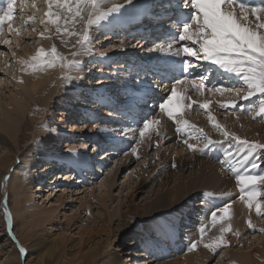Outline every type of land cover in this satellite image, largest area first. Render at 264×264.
I'll return each mask as SVG.
<instances>
[{
  "label": "bare ground",
  "instance_id": "1",
  "mask_svg": "<svg viewBox=\"0 0 264 264\" xmlns=\"http://www.w3.org/2000/svg\"><path fill=\"white\" fill-rule=\"evenodd\" d=\"M118 1L119 0H116V2ZM154 1H155V4H154ZM150 2L154 4V9L158 10L157 9L158 1L150 0ZM170 14L169 16H172L174 13L171 11ZM147 19L148 17L136 19L134 16H126L120 22L121 23L120 26L122 28L119 27L118 29H115L117 32V35H119L117 38L128 40V41H123L124 43H126V46L123 47V51H126L127 53L130 52V55H126L125 52H123L125 57L123 56L122 58L125 59V61H127V58H130V57L134 58L135 55H138V53L134 51V48L136 46H138L137 51L138 52L143 51L142 52L143 54H151L153 52V51H148L149 48L146 50V47L142 43L134 44V40H133L134 38L133 39L130 38L131 36H129V33H128L134 29L133 27L135 25H138L139 23L144 22V20H147ZM153 23L157 24L159 27L167 26L169 28L171 25V20H168V23H163V22L162 23L153 22ZM49 27L52 28V36L54 37L53 39H55L56 43L55 45H53L54 43L51 44L50 42H48V39L46 37L42 38L45 51L47 48L49 49L53 45L57 48V51L60 54L63 53L65 57H67L68 59H71L72 58L71 52L76 51L77 47L79 46L77 45V47H72V45L75 44V41L78 37H75V36L61 37L56 34L54 35L55 33L54 26H49ZM76 27L77 29H79L80 25L78 24ZM113 27H116V25H114ZM119 33L121 34V37ZM107 38L106 36L101 38V42L104 43V41L108 40ZM62 40L67 41V44L63 43ZM8 47H10L9 50L8 49H5V50H8L9 52L1 51L5 53L4 56H0V71L1 73H3L2 75L8 72V69L6 68L9 66L8 65L9 58L10 60H13L12 55L13 53H15L12 46H8ZM2 48L4 49V46L3 47L0 46V50ZM130 48H133V49H130ZM34 49H35L34 53L29 52V50H24L22 53H20V55L15 54L16 55L15 57L17 60L22 57L30 58L34 54H36V52L40 49V47L36 46ZM114 51L115 52L118 51V48L116 46L110 47V48H104L103 50H99V52H101L102 54L110 53ZM84 58H89L88 61L90 62V66H91L90 70L92 71L91 73L89 72L86 73V72H81V71L69 73V70L67 68L62 69L61 67L56 66V69L52 68L51 70H48L46 74L38 73L39 74L38 75L34 73L33 75H31V77L30 75L28 77L25 76L27 72L26 71L24 72L21 70L24 73L23 74L20 71L22 73L21 79L23 82L22 83L20 82L21 83L20 86L22 87V89L18 91L9 89L10 88L9 85L12 82L10 83L7 82L5 88L3 89L5 92L3 93L0 92V151L2 150L5 152V155L1 156L2 159H0V173H3L4 169H6L7 167L12 166L11 162L13 161V159H18L20 157L19 156L20 154V149H19L20 141L19 140H20L21 132L23 131V125H24L23 122L26 119L27 115H30L32 113L31 111L34 107H36L35 104H38L37 103L38 100H41L43 106H46L47 112L45 115L44 122L47 125H49L48 123H51V125L53 126L55 125L56 128L50 129V126L40 125L41 126L40 127L38 125L39 127L36 129L37 135L35 134V138H34V141H35L34 144L37 145V148L35 149L37 151L42 150V151H47V152L51 150L53 152H56L55 154L60 153V151L63 150L61 149V146H62L61 144H63L64 135H66L67 133L66 127L69 126L66 124L67 123L66 120L68 119V113L66 112L67 111L66 109L68 108L67 107L68 104H66V102L68 99H71L72 95H77V93L79 92V89H78L79 87L77 88L76 86V84L78 83L65 84L61 82L62 80L61 77L63 75H65L66 73L70 75L72 74V75H76V79L78 78L79 80H81L80 78H85L84 80H86V78H90V76H93L95 72L98 71L99 76L97 77L96 75L97 83L95 84L97 88L99 89V91H97L98 96H95L94 93H92V97H91V100L96 101L97 103L98 101L100 102L99 99L103 97V94H102L103 90L101 88H104L106 90V87L112 88L115 85L114 83H110L111 82L110 80L111 71H109L106 66H103L97 63L93 57L91 56L89 57L87 54L77 57V59H79L80 62H83ZM128 70H132V69L128 68ZM124 71H125V67H124ZM126 71L125 73H128ZM62 73L64 74L61 75ZM130 74L132 75L125 77L129 82H131L130 79L134 80V78L137 76L140 78V81L138 82H143V83L148 82L147 79L139 75L141 73L137 69H134L132 73L130 72ZM207 77H208L207 78V82H208L209 80H211L210 79L211 77L210 76H207ZM6 78L7 77L0 79V85H3L5 83L4 80ZM122 78L123 77H120L121 81L119 82V85L118 84L116 85V86H119L120 88L126 87L127 85L126 81H122ZM87 84H89V82H87ZM134 85L135 83L129 85L128 87L133 88ZM119 87H116V89ZM120 88L117 90L116 94H112V95L107 94V93L104 94V101L106 105L105 106L103 105L102 107L103 109L106 110V106L110 101V100H107L108 98L106 97V95L107 96L111 95L112 96L111 98H115V100L117 101L121 99V98H118L119 96L118 93H119ZM180 88L185 89L186 94L190 96L191 99L194 101H195V97L199 96V93L194 95V93L196 92L192 90L190 86L182 85L178 87V90ZM26 90L29 91L27 95H25ZM58 91L62 92L60 93L62 94L63 97L62 99L57 100L56 95H58ZM8 93L10 95H8ZM206 94L207 93L204 91L203 95H206ZM54 98H55L56 103L54 101ZM237 99H238L237 97L229 93H224V94H221L218 92L215 94L211 93L209 97H206L205 101L203 102L205 103L207 101L209 103V108L205 110V112L207 113L210 112L216 118H219V115L222 114V112L226 110V108H221L220 105L221 104L230 105L233 101L236 102ZM124 100L127 101L126 103H129L128 102L129 100L127 99H124ZM239 100H242V99H239ZM250 101H252V98ZM243 102H248V101L244 100ZM81 103L77 104L76 109L78 107L79 108L84 107V105ZM195 104L199 105L202 103H198L196 101ZM201 110H204V109H201ZM189 111L193 113L194 107L189 109ZM195 112H198V111L196 110ZM229 115H230V119H232L234 116L232 112ZM162 117L164 118V121L166 122V126L164 130H162L163 128L162 124L160 126H157L161 133L160 137H156L155 132L150 130V132L146 134V137L152 136L151 138L152 142L150 144L149 141L146 139L145 146L144 144L140 146V148L138 149V154L140 153L144 154L145 148L146 150H148V152L154 149L153 145L155 144L157 139H159L160 146H164L166 144H169L170 146L171 144L176 145V144H179L180 141L182 140L181 136H177L174 133V129L176 128V125L172 121H170L166 115L159 116L158 118L163 119ZM250 119L251 120L248 121V123L247 121L243 122L244 123L243 126L245 127L243 132L241 131L243 136L245 137V139L249 141L264 142V121H261L260 117H256V121L259 120V122L261 123V125H259L254 122V119L252 118V116ZM106 121H109V120L106 119ZM204 123H207V122L204 121ZM82 127L74 126V125L70 126L71 130L69 131L67 135L70 136L69 139L71 141H69L65 145V149L67 151L69 149H75L77 153L82 152L85 154H90L87 150V145L89 143L87 142L86 139L84 140V139L78 138L77 141L74 139V136L76 135L75 133L85 130L83 129L84 127L83 128ZM181 128L183 129V127ZM198 129L199 128L197 127V130ZM1 131H3V133H1ZM131 137L132 136L129 135L128 137L129 139L125 141H131L132 139ZM92 138L98 142L100 141L97 134L94 132L92 134ZM119 139L116 141L110 142L109 144L110 147H108V150H105V151L103 150L105 153H108V152L110 153L109 157L111 159L110 158L107 159L106 156H103L104 153H102V155L100 154L97 155L96 160H98L99 163L104 162V161H107L108 163V161H112L113 158L115 159L117 158L115 156L116 154L110 151H111L112 146L114 147L113 149L114 152L117 150L118 145L121 143ZM219 140H221V138ZM192 142L193 141H191V143ZM216 146H219V145H216ZM233 146L235 147V145ZM102 147L104 146L102 145L99 148H102ZM234 147L232 148L233 152H235ZM199 148L202 149L203 151H199V150L197 152L191 151V154L189 155V157L181 154V152L184 150H180V151L177 150L178 152L176 153H180V155H176V157L174 158L166 157V159L163 160L162 162L160 161L158 164H153L152 167L150 168V172L147 178L138 177V181H137L138 185L135 188H131L132 189L131 192H129V194L127 193L126 197L124 198V201L120 204V209H119L120 211H119V214L117 215V221H116L117 224L116 222L113 223V225L116 226L117 229H115L114 226L112 225V222L116 218V215L108 211L107 204H106L110 198L109 193H110V189L113 186L114 179L110 183L109 181L111 180V178L108 179V176H107L105 183L107 182L106 185L108 184L109 185L106 186L105 190L103 192H100L99 195L97 196L101 203V207L103 208L102 210L103 212H99L97 214L94 213L91 210V201H89L85 204L86 210L84 212H86L89 215V218L86 219L85 222L83 221L84 218L80 217L82 212L78 216H73L70 218H68L67 216L63 217L64 222L66 224L65 225L66 229H64L66 233L71 231L73 227H77L78 223L81 224L80 226L74 229L75 231H78L76 233V236L79 242V244L73 246L75 251L68 250V246H66L68 239L65 238L66 236H64L63 233L62 234L60 233L57 237H54L51 240L52 242L49 244L42 243V245L41 244L32 245L29 242V240H31L34 236L32 235L34 233V230H32L31 233L28 236H24V238H22V241H21L23 244L26 245L25 247H27V250L29 253L28 263L29 264H46V262L49 263V262H53L54 260L59 259V261H61V263L63 264H128V261L132 262L130 264H145L146 263L144 262L145 260H140V262L139 261L135 262V260L134 261L130 260L131 256H134L135 259H140V258H143L144 256V254L142 253L146 251L148 252L152 251L150 248V246L152 247L151 241L144 237L136 236L138 235V233L133 232L135 230V227H138L137 224L135 223L139 221L140 218L141 219L150 218V217L156 216L157 214L166 212L168 211V209H175L179 203L182 204L184 199L190 198V196L195 195L196 192L205 191L204 189L206 188H207L206 189L207 193L211 192L212 195L215 193L216 195L215 194L214 195L216 197H219V195L221 193H224L226 189H228L230 186L231 181L229 179H233V176L235 175V173L228 170V165L234 164V161H232L231 159H229V157L225 155V152L227 150L224 152V157H225L224 163L223 164L221 163L222 165L219 164V168H218L215 164H212L211 162L209 163L210 159H205L201 155L202 152L209 151V148L204 149V142L201 145H199ZM213 149H216V148H213ZM95 150L98 151V148H95ZM211 152H214L217 155L220 154V151L214 150ZM34 154H37L36 159L38 160L42 159V157L39 155L40 154L39 151L38 153H34ZM129 155H126L125 157H123L122 161H119L116 163L117 166L119 164L120 166L116 167V169L114 170L115 173H117L118 169L124 171L130 168V165L136 160V156L132 155V157L129 158ZM156 157L157 159L160 160V154H157ZM44 158L48 162H46V164H44L43 166H39V161L36 159H35L36 161L33 160V162H30L27 160L25 161L28 164V166H31L29 168L30 170H32V173L39 175L37 180L41 182H39L40 184H38L35 188H33V190L35 191L30 190L31 189L30 187L34 186L33 182L27 183V184H23V183L20 184L19 175L16 174L14 176V178L16 179L18 178V180H16V182L13 183V186L17 188V193H15V197L19 199L18 207H20L21 209V205H22L24 209V211L20 213L19 210L14 208V211H15L14 214H16V218L21 217V218H24V220L28 221V223H32L33 225L32 229L38 228L41 225L47 226L48 229L51 227L52 229L53 224H51L50 222H52L53 218L56 215L55 211L60 208L61 206L60 203L62 204L63 203L62 201L65 199L63 195L58 197L57 202L59 206H56V210L43 209L39 207L41 198H38L37 194H42L43 192L46 193L48 191V189L46 190V186L48 187L53 184L55 185L57 184V181H58V176L55 177V174L57 173L53 175L55 169L54 167L53 168L51 167L54 161L53 159L54 157L44 156ZM88 159L90 160L91 157H88ZM262 161L263 160L260 161L261 164L263 163ZM67 162L68 161H64L63 159H60L58 161V164L62 165L63 167L65 165L67 166L71 165V167L73 166L74 171L72 170V172H74V174L77 171H79V169L81 170V166L76 158H73L68 163ZM93 162L94 161H92L91 163L89 162L90 164L87 165V169L90 168V170L88 171L89 173H91L92 170L94 171L96 169L94 166L95 162L94 163ZM174 163L177 165L176 167H172ZM65 168L66 166L63 168L64 169L63 171H60L58 169L57 172L62 173V172H65V170L67 171V169ZM103 168H100V171L104 170ZM97 173L98 172H96V174L92 173V176L94 175L96 176ZM226 173H228L229 175L227 178L225 176ZM74 174H72L73 177H74ZM72 175L69 178H67L69 180L67 179L66 180L71 182V180H73L71 179ZM42 176L48 177L46 181H48L49 183L46 184ZM147 179H150V180L147 181ZM149 186H152V188L149 191L145 192L144 190L148 188ZM95 188L98 189V186ZM95 188L92 189L91 192L93 194V197L97 199V197L94 195L95 191H97V189ZM254 190L259 191L258 186ZM142 192L146 193L147 196L141 200L140 202L141 205L139 203L137 206L136 201H137V197H139L138 194ZM42 197L44 198L45 196L43 195ZM196 197L197 195L194 196V198ZM48 199H51V198L48 197ZM221 200L223 199L221 198ZM197 201L199 204L204 200H201V198H199V200ZM45 202L46 201L43 200L42 205H45ZM34 203H37V204L35 205ZM196 206H203V205H196ZM140 209L143 211V215L141 214L138 215ZM80 210L81 208H78V211ZM197 211H199V209L197 210L196 208L189 209V211L184 215V217L181 218V221L182 220L184 221L192 220L193 221L195 218H192L191 215H193L194 213H197ZM229 213L230 215L228 219L224 221H218L214 227L212 226V223L210 222V227L206 228V235L204 237L205 241H211L213 237L219 236L221 227H227L230 224L232 231L226 232V233H229L232 236H234L233 241H232L234 243L236 239L239 238L240 240L242 230L249 228L248 226L249 219L251 220L252 224H254L253 221L257 219V216H258L255 211V206H253V208L250 210L248 209L246 203L239 199L231 204ZM217 215L219 217L222 215V213H217ZM204 219L202 221H204ZM207 219L211 220V217H208ZM82 221L83 223H81ZM259 224L256 226V228L260 226ZM165 225H163L161 236L164 239L165 243L169 244L168 246H170V248L172 249V252H173V249H176L174 251L176 252L178 251V245H179L178 242L180 240L176 236V233L171 239L166 237V233L169 229V225L168 226L167 225L165 226ZM193 225H194V222H192V224L188 223V225L184 227V233L182 235H181L182 232L180 233L182 242H185L187 240L183 238L184 236L187 237L186 233L192 232L190 229H192L194 232L195 227ZM226 233H224V235H226ZM236 233H239L240 235H237ZM125 234L126 235L131 234L130 237H133V236L135 238L137 237L136 238L137 240L127 241L128 239L125 238ZM5 236H6V233H5ZM257 237L258 238L255 241V245L257 244V246L256 247L254 246L251 251H247V250L240 251L239 250L238 252H235L233 255L231 256L229 255L230 257L226 260L224 258L226 257V255L229 254L228 251L227 253H224L218 259L214 257L216 254L215 252L218 249L222 247H226V246L214 247L212 250H209V249H205L203 247V244L201 243L199 244L197 250H194L190 254L184 255L182 258H180L181 254L177 255L178 258L175 259V261L170 262V264H213V262H215L216 259L217 260L215 264H264V236H261L259 234V236ZM122 238L125 239V240L123 239L125 242L123 246L125 247L121 250L117 249L118 252L116 253V251H114L113 246L116 245L120 240H122ZM187 238H191V237L188 236ZM192 239L187 240V241H192ZM133 247L135 248L138 247V249H135L137 250L136 254L130 253V249ZM148 248L150 249L147 250ZM67 252H69V254L67 255H72L71 260H67L66 257L64 256ZM227 260H230V261L227 262ZM9 263H11V260L7 261V264Z\"/></svg>",
  "mask_w": 264,
  "mask_h": 264
},
{
  "label": "rangeland",
  "instance_id": "2",
  "mask_svg": "<svg viewBox=\"0 0 264 264\" xmlns=\"http://www.w3.org/2000/svg\"><path fill=\"white\" fill-rule=\"evenodd\" d=\"M32 2H33V0H18L16 9L18 11L19 16H22L24 20H27L28 17L35 15L36 21L29 23L27 25L26 31L22 30L21 35L19 36L20 38L16 37V35H14V34L9 36L6 33L5 37H3V38L11 39L12 43H11V45H3V44L0 45L2 47L4 46V49L2 48L0 50V52L1 51L9 52L8 50L10 47H8V46H12L15 54H17V55L18 54L20 55V53H22L24 50H29V52L34 53V51H35L34 48L36 46H39L40 48H44L42 37H40L39 32L43 31L45 26L43 24L39 23V21L44 18L45 12L47 11L46 0H35V3H36L35 9H33L31 7ZM22 4H23V7H21ZM14 26L20 27L19 21H17L14 24ZM119 27L122 28L120 25H116V27L111 26L108 28L93 26V28L90 30V35L92 38V43H91L92 52L88 53L87 55L89 57L90 56L93 57L97 63H99L103 66H106L107 69L109 71H111V75H110L111 82L110 83H114L115 85L112 88L106 87V90L104 88H101L103 90V92H102L103 97L100 98L99 99L100 102L98 101V103H97L96 101L91 100V97H92V93H94L95 96H98L97 91H99V89L95 85L97 83V81H96L97 77L99 76L98 71H96L94 75L92 74L93 76H90V78L92 77L91 79L86 78V80H84L85 78H80L81 80H79L78 78L76 79V75L71 74L73 79L71 82H69L67 84L78 83V84H76V86H77V88L79 87L78 88L79 92L77 93V95H72L71 99H68L66 102V104H68L67 107L69 109L67 108L66 109L67 111L66 110H64V111H66L68 113V119L66 120V122H67L66 124L69 126L66 127L67 133H66V135H64L63 144H61L62 145L61 149H63V150H61L60 153H57L59 155L55 154L56 152H53L51 150L49 152L38 150L40 153L39 155L42 157V159L38 160V159H36L37 154H34V153H38V151L35 149V148H37V145L34 144L35 134L37 135L36 129L40 125L50 126V129L56 128L55 125L53 126V125H51V123H48L49 125H47L44 122L45 121V115H46L47 111H46V106H43L41 100L37 101L38 104H35L36 107H34L32 109V111H31L32 113L30 115H27L26 119L24 120L23 131L21 132L20 140H19L20 141V146H19V149H20L19 156L20 157L18 159H13V161L11 162L12 166L7 167L6 169H4L3 173H0V241H2V243H0V264H7L8 260H11V263H9V264H24L25 257L19 255L18 245H23L24 247L26 246L25 244H23L21 242L22 238H24V236H28L32 230H34V233H35V234L34 233L32 234V235H34L33 238L31 240H29L30 244H32V245H34V244H41L42 245V243L49 244L52 242L51 240L54 237H57L60 233L61 234L63 233L64 236H66L65 238L68 239L67 240L68 242L66 243L67 244L66 246H68V250L69 251L70 250L75 251L73 246L79 244V242H78V240H77L78 238L76 236V233L78 231H75L74 229L77 228L78 226H80L81 224L78 223L77 227H73L71 229V231L66 233V231L64 230V229H66V227H65L66 224L64 222L63 217L67 216L68 218H70L73 216H78L82 212L80 217L84 218L83 221L85 222V220L89 218V215L86 212H84L86 210L85 204L89 201H91V210L94 213L97 214L99 212H103L102 211L103 208L101 207V203H100L99 198L97 196L99 195L100 192H103L105 190L106 186L109 185V184L106 185L107 182L105 183L107 176H108V179L111 178V180L109 181L110 183L114 179L113 180V186L110 189V193H109L110 198L106 203L108 211L110 213H113L114 215H116V218L112 222V225H113V223L117 221V215L119 214V211H120L119 210L120 204L124 201V198L126 197L127 193L129 194V192H131V190H132L131 188H135L138 185V182H137L138 177L147 178L149 175V172H150V168L152 167L153 164H158L160 161L162 162L163 160L166 159V157L174 158V157H176V155H180V153H176V152H178L177 150H179V151L184 150L181 152V154H183L184 156L189 157V155L191 154V150H189L187 148V146L185 144H183V142H182V140L185 137L180 141L179 144H176V145L171 144V146L169 144H166L164 146H160L158 151L155 148L152 149L150 151L151 153L148 152V150H146V148L144 147L145 146V142H144L143 147L145 148V150H144L145 155L143 153H142L143 155L140 153L139 155L141 158L139 160L136 159L130 165V168L126 169L124 171L118 169L117 173H115L114 170L116 169V167L120 166V164L117 166L116 163L119 161H122L123 157H125L126 155H123L121 158H117L116 160L114 159L115 161L114 160L108 161V163L105 164V166L103 164L102 166L104 167L103 168L104 170L97 173L96 176L95 175L92 176V173L88 172L89 168L87 169V166L86 167L81 166V170L79 169V171L76 172L75 174H74V172H72V170L74 171V168H73V166L71 167V165L67 166L68 169L65 173L64 172H62V173L57 172L58 169L60 171L64 170V169L61 170L59 167L60 164H58V161L60 159H63L64 161L69 162L73 158H76V159H79L80 161L87 160L88 164H90L92 161H94L95 157H97L98 154L102 155L101 152H103V150L101 149V152H99L100 151L99 147L101 145L104 146L106 144V146H107V144H108V146H109V144H110V142H112V140H115V141L118 140V138L116 137V132L119 131L120 128L119 129H113L112 125L107 124L110 122V121H106V119L109 117H108L107 113H104L105 109H103L102 107H103V105L104 106L106 105V103L104 101V94H106V93L111 94V95L116 94L117 90L120 88L119 86H116L117 84L119 85V82L121 81L120 77H124V76L127 77L129 75H132V74H130V72L131 73L133 72V70L127 69L128 73H125L124 66H122L121 63H117L121 59L125 60L122 58L123 56L125 57L123 52H125L126 55H130V52L127 53L126 51H123V47L126 46V43H124L123 41H128V40L127 39L123 40L122 38H117V35H116L117 32L115 29H118ZM32 28H35L36 31H34V32L31 31ZM48 34L49 33H46L45 37H47ZM54 35H55V33H54ZM105 36H106V38L108 37L107 38L108 40L104 41V43H102L101 38H103ZM53 38L54 37L52 36V33H51V38L50 39L47 38V39H48V42H50L51 44L54 43L53 45H55L56 41ZM33 41H36V42L34 43ZM17 45H19V46L17 47ZM53 45H52V47H53ZM114 46H116L118 48V51L105 53V54H102L101 52H99V50H103L104 48H110V47H114ZM52 47H50L49 49L47 48L46 51L47 50L50 51ZM78 47H77V49H78ZM5 49H8V50H5ZM130 49H133V48H130ZM137 50H138V46H136L134 48V51H136L139 55L140 52H138ZM61 54L64 56L63 53H61ZM15 56L12 55L13 60H10V58H9V63H8L9 66L6 68V69H8V72L6 74L2 75L3 73H1V71H0V74H1L0 79L7 77L4 80L5 83L3 85H0V92H2V93L5 92L3 89L5 88L7 82H9V83L12 82L9 85V87H10L9 89H11V90L18 91V90L22 89V87L20 86V84H21L20 81H22L21 75L23 73L21 71L22 65L17 63V61L19 59L17 60ZM22 58L29 59L28 57H22ZM88 59L89 58H84L83 62H81L82 67L84 69L81 72H86V73L92 72L90 70L91 66H90V62L88 61ZM51 69L52 68H49L46 71L41 70V71H36V72H32L31 70H29V71H26L27 75L25 74V76L28 77L30 75V77H31V75H33L34 73L46 74L47 71L51 70ZM54 69H56V67ZM63 74L64 73H62L61 75H63ZM96 75H97V77H96ZM138 81H140V80H138ZM61 82L65 83V81L63 79L61 80ZM87 82H89V84H87ZM86 84H87V86H86ZM116 87H119V88L116 89ZM28 92L29 91L26 90L25 95H27ZM60 92L61 91H58V95H56L57 100L62 99V97H63L61 94L62 92L61 93ZM196 94H198V93H196ZM210 94H211V92L207 91L206 95L196 96L195 101H197L198 103H203L205 101L206 97H209ZM8 95H10V94L8 93ZM8 95H6V96H8ZM111 95H108V96L106 95V97L108 98L107 100H113V99L115 100V98H111L112 97ZM7 101H9V100H7ZM54 101H55V98H54ZM240 101L243 102L244 100H240ZM94 102H96V103H94ZM236 102H239V98L237 99ZM55 103H56V101H55ZM80 103L83 104L84 107H82V108L78 107L76 109L77 104H80ZM101 103H102V105H101ZM193 107H194L193 113H191V111H189V110H186L184 112V116H183V119L187 120L188 122L192 123V125L195 126V127L188 129L189 133H191V135L193 137L189 141V143H191V141H193L192 143L201 145L204 142V141H202L203 138L197 139V137L201 135L198 131L199 129H203L204 133L208 137H210L213 141L214 140L217 141L220 138H221V140H225V138L221 135L220 130H218L214 127L215 123H219L223 129H226L230 133L237 135V136L241 137L242 139H245V137L242 134L243 130L245 129V127L243 126L244 125L243 122L247 121V123H248V121L251 120L250 119L251 116H249L248 114L237 113V114H234L232 119H230V115H229V114H231V111H230V113L229 112H222V114L219 115V118H216L210 112L207 113V112H205V110H201V108L197 104H193L192 108ZM196 110L198 112H195ZM209 114L211 116L215 117V119L211 120L209 118ZM79 116H80V118H79ZM204 121H206L207 123H204ZM254 122L261 125L259 120L256 121V119H254ZM161 124L163 125L162 130H164L165 126H166V122L164 121V118L161 119ZM72 125L84 127V128L83 127L82 128L85 130L75 133L76 135L74 136V139L76 141L78 140V138L84 139V140L86 139L87 142L89 143L87 145V150L90 154H85V153L79 152L80 155H79V157H77L65 149V145L69 141H71L69 139L70 136L67 134L71 130L70 126H72ZM248 125H250V124H248ZM197 127L199 128L198 130H197ZM93 132L97 134L98 138L100 139L99 142L92 138ZM1 133H3V131H1ZM175 134L177 136L179 135L176 132H175ZM128 137L127 138L121 137L119 139L121 141V143L119 145H121L122 142H124L125 140L129 139ZM222 137H223V139H222ZM131 138H132L131 141H133L135 139L134 137H131ZM151 138H152V136H151ZM92 140H93V142H92ZM107 141H108V143H107ZM225 142L227 143L226 140H225ZM95 144H97V145H95ZM115 147H117V146H115ZM215 147H216V145L212 146L210 148V150H213V148H215ZM95 148H98V151H96ZM112 148L114 149L113 146L111 147V149ZM216 150H218V151L221 150L223 152V153L221 152L222 156H223L224 152L227 149H225L223 146L219 145L216 147ZM113 153L115 154V152H113ZM157 154H160V160L157 159V157H156ZM3 155H5V152L1 150L0 151V159H2L1 156H3ZM44 156L54 157L53 158L54 161H53L51 167L52 168L54 167L55 170H54L53 175L55 173H57V174H55V177L58 176V181H57V184H55V185L53 184V185L48 186V187L46 186V190L48 189V191L46 193L43 192L42 194H37L38 198H41V200H40L41 202H40L39 207H41L43 209H51V210L54 209V210H56V206H59L58 202H57L58 197L63 195V197L65 199L62 201L63 202L62 204L60 203V205H61L60 208L55 211L56 215L53 218L52 222H50L51 224H53L52 229H51V227L48 229V227L44 226V225H41L38 228L32 229V226H33L32 223H28V221L24 220V218H21V217L16 218V214H14V212H15L14 208L19 210L20 213H22L24 211L22 205H21V209H20V207H18L19 199L15 197V193H17V188H15L13 186V183H15L16 180H18V178L16 179V178H14V176L16 174L19 175L20 184H22V183L27 184V183L33 182L34 186H31L30 190L35 191V190H33V188H35L38 184H40L39 182H41V181L37 180L39 175L32 173V170H30V168H29L31 166H28V164L25 161L27 160V161L33 162V160L36 159L39 161V166H43L44 164H46V162H48L44 158ZM88 157H91V159L89 160ZM131 157H132V154L129 155V158H131ZM221 160L224 161L225 157L224 158L222 157ZM102 161H104V160H102ZM95 162H99V161L95 160ZM210 162L212 164H215L218 168H219V164H221L220 162L215 163V162L209 160V163ZM262 162L264 163V160ZM258 163L261 165V167L259 169L253 170V172L258 171L261 174H264L263 163L261 164L260 161H258ZM96 165L99 166L100 164H96ZM78 168H79V166H78ZM68 170H70V171H68ZM98 170L100 171V168ZM72 174H74V177ZM76 174H77V176H76ZM71 175H72L71 179H73V180H71V182H69V181H67V180H69L67 178H69ZM225 176L227 178L229 176L228 173H226ZM5 177H8V179H5ZM42 178L45 180L46 184L49 183L48 181H46V179L48 177L42 176ZM149 180L150 179H147V181H149ZM229 180L231 181L230 186L228 189H226V191L224 193H221L219 195L220 198L216 197L215 193H214L215 195L214 194L212 195L211 192H208L211 194V196L208 195L210 198L208 196L203 195L204 193H207V190H206L207 188H206V189H204L206 192L205 191L196 192V194L190 196V198L184 199L182 204L179 203L175 209H168V211L157 214L156 216H153L150 218H144V219L140 218V220L135 223V224H137L138 227H135V230L133 232L138 233V235H136V236L144 237V238L150 240L153 248L150 246L152 251H150V252L146 251V252L142 253V254H144L143 258L135 259L134 256H131L130 260H133V261L135 260V262L136 261L140 262V260H145L144 261V262H146L145 264H170V262H173V261H175V259L178 258L177 255L181 254L180 258H182L184 255L192 253L193 251H189V245L191 242H196L197 240L200 239L199 227L201 226V224L202 223L207 224V226L210 227L211 220L207 219L208 217H210V211L215 209L216 207H220V206L225 205V203H231L232 204L238 200L239 188L235 183V175L233 176V179H229ZM97 186H98V189L95 188ZM44 187H45V185H44ZM94 188L97 189V191H95V194H94L97 197V199L95 197H93V194L91 192L92 189H94ZM151 188H152V186H149L148 188H146L147 190L145 189L144 191L147 192ZM262 189H264V185H259L258 190L260 191ZM43 195L45 196L44 198L42 197ZM138 195H139V197H137V201H136L137 206L141 202V200L147 196V194L142 192ZM196 195H197V197L194 198V196H196ZM48 197L51 199H48ZM199 198H201V200H204V202H202V204H203L202 208H203V210H205V212L200 217H197V213L194 214L193 218H195V220H193V221L188 220L189 222H194L193 226L195 227V229H194V232L192 229H190L192 232L186 233L187 237L189 236L191 238L185 237L184 239H187V240H191L192 238L193 239H192V241L186 240L185 242H182L180 236L184 233L183 232L184 226L187 225L186 222H188V221H186V220L181 221V218L189 211V209H191V208H194V209L196 208V210L199 209L198 207H200V206H196V205H199L198 201H197V200H199ZM221 198L223 200H221ZM205 199H207L209 201H207ZM259 199L261 201H264V196L259 197ZM43 200L46 201L45 205H42ZM34 204L36 205L37 203H34ZM6 205H7V211H9L11 213L13 223H15L14 224L15 236L17 238L18 244L13 243V241L9 238V235L7 232V217L5 215V210H6L5 206ZM31 205H33V204H31ZM140 205H141V203H140ZM78 208H81V210L78 211ZM76 213H78V214H76ZM217 213H220V212H217ZM262 213H264V208L262 209ZM139 214L143 215V211L141 209L139 210L138 215ZM203 219H204V221H202ZM83 221L81 223H83ZM173 222L176 224V236L180 240L178 242V244L180 246H178V251H176V252H174L175 249H173V252H172V249L170 248V246H168L169 244H166L164 239L161 236L163 225L166 224L167 226L168 225L170 226V224H172ZM253 223H254L253 225L256 224L254 226L255 230L253 228H250V227L242 230L240 240L238 238L235 240L234 243L232 242L234 236H232L229 233H226V235H224L225 236L224 238L228 242V244L226 247H222V248L218 249L215 252L216 254L214 257H216L218 259L224 253H227V251H228L229 254L226 255V257L224 258L226 260L231 255H233L235 252H238L239 250L240 251L241 250L251 251L254 246L256 247L257 244L255 245V241L258 238L257 236H259V234L261 236H264V232L259 231V229L264 228V215L257 216V219H255L253 221ZM116 224H117V222H116ZM258 224L260 226H258V228H256V226ZM114 228L117 229L116 226H114ZM51 230H53V231H51ZM5 233H6V236H5ZM180 233H181V235H180ZM130 235L125 234V238L128 239L127 241L137 240L136 239L137 237L136 238L134 236L130 237ZM123 239L124 238H122V240H120L116 245L113 246L114 251H116V253L118 252L117 249L121 250L125 247V246H123V244L125 243L124 242L125 239L124 240ZM25 248L27 249V247H25ZM150 248H148L147 250H149ZM135 249H138V247L131 248L130 253L136 254L137 250H135ZM156 251H157V253H156ZM27 252H28V250H27ZM67 254H69V252H67L64 256L66 257L67 260H71L72 255H67ZM160 254H162V255H160ZM28 255H29V253H28ZM27 260H29L28 256H27ZM216 260H215V262H216ZM228 261H230V260H227V262ZM181 262H182V260H181ZM215 262H213V264H215ZM130 263H132V262L128 261V264H130ZM46 264H63V263H61V261H59V259H58V260H54L53 262H49V263L46 262Z\"/></svg>",
  "mask_w": 264,
  "mask_h": 264
},
{
  "label": "snow or ice",
  "instance_id": "3",
  "mask_svg": "<svg viewBox=\"0 0 264 264\" xmlns=\"http://www.w3.org/2000/svg\"><path fill=\"white\" fill-rule=\"evenodd\" d=\"M46 4L45 16L39 21L45 26L44 30L39 32L40 37L45 38V34L49 33L46 38L50 39L52 28L49 26H54L56 35L78 37L72 47L77 45L79 47L76 51L71 52V59L60 54L55 46L51 48L50 52L40 48L29 59L20 58L17 61L22 65V71H46L56 66L62 69L67 68L69 73L83 71L82 64L77 57L92 52L90 30L93 26L108 28L121 25L120 22L126 16L140 19L154 14V4L150 0H119V2L116 0H46ZM168 6L175 11L168 18L172 21L173 27L166 33L163 48L172 52L175 44L180 45L174 50V57L179 59L172 60L173 64L178 66L180 74H175V68L168 69L169 75L164 78L171 85L168 88V94L164 95L162 101L156 104L150 115L148 113L137 115L132 111L126 113L125 119L130 118L129 123L120 127L116 132L118 139L127 138L129 135L135 138L130 147H121L118 148V151L120 155H135L138 160L141 158L138 154L140 146L146 139L150 144L152 142L151 137H146V134L151 130L155 132L156 137L161 135L157 127L161 125V119L156 117L157 110L176 125L175 132L177 134L182 131L187 132L188 128L195 127L183 119V116L184 112L191 109L196 101L186 94L185 89L178 90V86L184 85L187 81L192 90L200 95L204 94V89L207 87L204 80L212 69L203 68V64H197L196 61H203L215 66L221 73V79L235 76L239 81L236 84H217L207 87L208 92L213 94L217 92L229 93L245 101L256 97V101L243 108V111L245 114H251L253 119L260 117L261 121H264V0H259V3H249L248 0H170ZM31 7L36 8L35 0L31 3ZM16 8L17 0H7V6L0 7V44L11 45V39L3 38L6 33L9 36L14 34L19 37L22 30H27L29 23L36 21L35 15L28 17L27 20H24L22 16H17ZM17 21H19L20 27L14 26ZM78 24L80 25L79 29L76 27ZM5 26L7 27L5 28ZM31 31L34 32L36 29L32 28ZM62 42L67 44L65 40ZM163 48L157 46L149 48L148 51H160ZM4 55V52H0V56ZM193 68L203 69L199 79L195 76H188ZM223 74H228V77ZM61 79L67 84L72 81L73 77L66 73ZM156 86L160 87L161 85ZM133 99L137 107L142 105L149 107L152 104L151 98L134 97ZM198 106L207 110L209 103L206 101ZM220 107L241 111V108H237L235 101L230 105L221 104ZM209 118L215 119L210 114ZM181 124L184 126L183 129L180 127ZM214 127L220 130L227 143L225 140L213 141L204 133L203 129L198 130L201 135L197 139L203 138L204 149L215 145L227 149L225 155L234 161V164L228 165V170L235 173V183L239 188L238 199L244 201L250 210L255 206L258 216L264 215L262 213L264 201L259 199L264 196V189L254 190L257 186L264 185V174L258 171L253 172L261 167L258 161L264 160V142L242 139L223 129L219 123H215ZM192 138L191 133H188L182 140L183 144L193 152L203 151L198 144L189 143ZM234 144L235 152L232 151ZM153 147L157 151L159 150V139L156 140ZM68 151L77 157L80 155L75 149ZM77 160L82 167L88 165L87 160ZM219 162L224 163L222 160ZM176 166L175 163L172 165V167ZM203 195L211 194L204 193ZM5 208L9 238L13 243L18 244L12 215L7 211V205ZM230 208L231 203H226L210 211L213 227L218 221L229 218ZM217 212L222 215L218 217ZM248 226L254 229L250 219ZM207 227V224H201L199 227L200 239L190 243L189 251L197 250L201 243L205 249L209 250L214 247L227 246L228 242L224 238V233L232 231L230 224L227 227H221L220 235L213 237L211 241L204 239ZM259 231L264 232V228ZM175 233L176 224L173 222L169 226L166 237L171 239ZM236 234L239 235V233ZM18 253L25 257L24 264H28V252L23 245H18Z\"/></svg>",
  "mask_w": 264,
  "mask_h": 264
}]
</instances>
